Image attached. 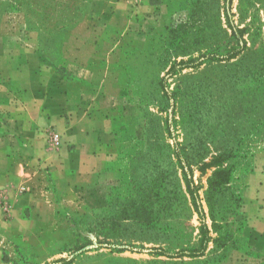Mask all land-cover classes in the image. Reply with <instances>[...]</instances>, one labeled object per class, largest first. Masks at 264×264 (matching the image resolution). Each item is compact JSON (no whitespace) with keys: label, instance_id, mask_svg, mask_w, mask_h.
<instances>
[{"label":"rangeland","instance_id":"1","mask_svg":"<svg viewBox=\"0 0 264 264\" xmlns=\"http://www.w3.org/2000/svg\"><path fill=\"white\" fill-rule=\"evenodd\" d=\"M92 2L0 0V23L22 12L57 60ZM149 2L106 31L113 124L92 186L53 191L46 264H217L238 243L243 190L264 176V0Z\"/></svg>","mask_w":264,"mask_h":264},{"label":"crops","instance_id":"2","mask_svg":"<svg viewBox=\"0 0 264 264\" xmlns=\"http://www.w3.org/2000/svg\"><path fill=\"white\" fill-rule=\"evenodd\" d=\"M92 1L85 37L82 20L71 27L57 60L41 48L22 12L0 23V264L52 260L53 191L66 196L91 187L102 164L100 144L108 140L109 109L119 89L117 39L106 31L127 27L136 14L148 19L151 3ZM74 51L85 53L83 63L71 58ZM69 65L66 77L60 69ZM53 132L58 146L50 141ZM259 181L243 190L238 243L217 264H264L263 175Z\"/></svg>","mask_w":264,"mask_h":264},{"label":"built area","instance_id":"3","mask_svg":"<svg viewBox=\"0 0 264 264\" xmlns=\"http://www.w3.org/2000/svg\"><path fill=\"white\" fill-rule=\"evenodd\" d=\"M50 141L52 144H54L55 146L59 145V135L57 133H51L50 134Z\"/></svg>","mask_w":264,"mask_h":264}]
</instances>
